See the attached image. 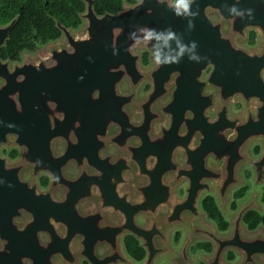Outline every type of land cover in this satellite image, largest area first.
Wrapping results in <instances>:
<instances>
[{"label": "flooded vegetation", "instance_id": "af4514ba", "mask_svg": "<svg viewBox=\"0 0 264 264\" xmlns=\"http://www.w3.org/2000/svg\"><path fill=\"white\" fill-rule=\"evenodd\" d=\"M60 40L63 33L43 46ZM241 45L257 50L260 32L248 30ZM136 52L141 76L120 83L119 101L103 109L102 120L90 111L89 121L63 126L65 134L49 144L47 154L12 167L8 195H0V264H162L166 259L168 264H248L233 247L222 258L216 254L222 249L216 239L234 235L240 212L255 194L260 209L246 210L240 228L248 235L264 231L262 225L251 230L246 224L251 212L264 211V181L256 182L250 165V159L262 157L264 142H248L245 160L235 161V168L229 159L231 147L248 132L245 126L256 103L245 96L246 81L235 78L236 94L228 99L222 79L212 80L213 64L157 72L159 63L151 51ZM25 54L17 62L1 59L13 66L22 64ZM213 123L219 128L207 134ZM21 154L17 148L2 151L11 163ZM235 176L241 183L223 204L217 189ZM249 177L261 193L247 194ZM207 201L215 204L225 230L209 216ZM229 205L236 213L228 219ZM172 217L181 222L172 223ZM202 226L211 236L209 231L200 234ZM141 231L152 233L154 261L148 262ZM128 240L135 248H129ZM137 249L144 252L142 259L131 255ZM197 253L201 263L194 259Z\"/></svg>", "mask_w": 264, "mask_h": 264}, {"label": "water", "instance_id": "95a60500", "mask_svg": "<svg viewBox=\"0 0 264 264\" xmlns=\"http://www.w3.org/2000/svg\"><path fill=\"white\" fill-rule=\"evenodd\" d=\"M84 2L83 28L74 31L57 22L63 40L49 44L42 54L26 53L22 64L13 66L0 57V195H8L12 167L24 166L28 159L47 154L49 144L65 134L63 126L71 128L73 122L89 121L90 111L102 120L103 109L119 101L120 83L126 77L140 75L136 52L140 48L153 53L159 63L157 72H185L198 66L204 69L205 62L213 64L212 80L222 79V91L228 99L236 94L235 78L246 81L245 96L256 103L245 126L248 132L231 147V169L235 161L244 159L243 149L248 142H264V0H191L187 13L174 0H140L126 4L116 14L104 15L96 13L95 0ZM213 15L219 19L213 21ZM18 18L8 25L0 24V52ZM250 29L260 32L257 50L241 45ZM218 128L215 123L208 125L206 133L213 135ZM12 148L22 153L16 163L2 155L4 149ZM250 165L255 168L256 182L262 183L264 152L261 158L250 159ZM232 172L236 174L234 169ZM240 183L235 176L229 185L217 189L223 204ZM195 191L193 187L191 198ZM257 197L253 195L243 207L234 235L216 239L218 244L222 241V249L216 253L221 258L227 247H233L244 255L246 263L264 264V231L248 235L240 228L246 210L260 209ZM184 207L179 206L176 212ZM171 221L181 222L177 217ZM139 234L149 247L148 262L154 261L152 233ZM200 234L211 236L206 226L200 228Z\"/></svg>", "mask_w": 264, "mask_h": 264}, {"label": "trees", "instance_id": "16d2710c", "mask_svg": "<svg viewBox=\"0 0 264 264\" xmlns=\"http://www.w3.org/2000/svg\"><path fill=\"white\" fill-rule=\"evenodd\" d=\"M140 0H95L94 9L98 15L106 13L116 14L126 4H137ZM181 3L182 0H176ZM86 12L84 0H0V24L5 26L16 17L18 21L11 33L6 46L2 48L0 57L3 60L17 62L24 53H36L40 46L56 41L62 37V32L57 26L60 22L70 29H78L83 25L81 16ZM16 151L11 152L16 157ZM264 204V191L262 195ZM205 207L209 216L216 219L219 227H226L220 219V213L212 201H207ZM246 224L251 230L264 226V211L251 212L246 218ZM130 249L135 248L128 240ZM209 249V247L207 246ZM136 259H142L144 252L136 250L130 252Z\"/></svg>", "mask_w": 264, "mask_h": 264}, {"label": "rangeland", "instance_id": "374dc122", "mask_svg": "<svg viewBox=\"0 0 264 264\" xmlns=\"http://www.w3.org/2000/svg\"><path fill=\"white\" fill-rule=\"evenodd\" d=\"M44 49H45L44 46H40L39 51H37V52L39 53L40 50H41V51H42V50L44 51ZM248 182H249V185H250V189H249V191H248L247 194L251 193V192L254 191V190H257V189H253V187H252V179H251V177L248 178ZM257 191H258L259 193L262 192L261 189H259V190H257ZM241 202H242V200H239V201H238V204L241 203ZM235 213H236V210L232 209L231 206L229 205V206H228V209H227V212H226L225 214H226V217L229 219V218H231ZM176 248H177V250H178V249L180 248V244H176ZM200 255H201V253H197V254H194V255H193V256H194V259H195L198 263H201ZM162 264H168V259L164 260Z\"/></svg>", "mask_w": 264, "mask_h": 264}, {"label": "clouds", "instance_id": "9594fccd", "mask_svg": "<svg viewBox=\"0 0 264 264\" xmlns=\"http://www.w3.org/2000/svg\"><path fill=\"white\" fill-rule=\"evenodd\" d=\"M190 2H191V0H182V2L178 5V8H182L184 10V12L187 13ZM232 11L235 12L236 9L233 8Z\"/></svg>", "mask_w": 264, "mask_h": 264}]
</instances>
